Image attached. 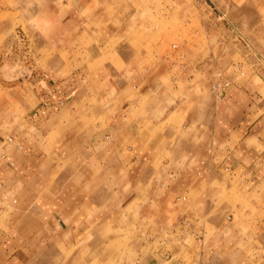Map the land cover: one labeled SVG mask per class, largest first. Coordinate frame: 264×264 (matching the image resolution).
I'll use <instances>...</instances> for the list:
<instances>
[{
	"label": "crops",
	"instance_id": "obj_1",
	"mask_svg": "<svg viewBox=\"0 0 264 264\" xmlns=\"http://www.w3.org/2000/svg\"><path fill=\"white\" fill-rule=\"evenodd\" d=\"M165 74L150 71L133 81L148 112L168 90L159 81ZM180 78L186 94L198 91L201 80ZM258 79L232 86L203 116L198 103L187 104L182 124L150 118L146 140L139 119L132 130L116 120L110 130L82 139L71 130L77 82L37 75L29 82L35 102L23 128L0 135V264H21L33 233L44 238L47 230L55 242L73 239L68 245L75 251L74 241L92 238L99 224L115 223L122 239L119 228L130 220L136 228L143 221L175 224L167 232L164 264H264V80ZM45 100L58 103L57 111L35 117ZM81 158L90 193L72 181L79 170L72 162ZM130 206L138 214H130Z\"/></svg>",
	"mask_w": 264,
	"mask_h": 264
},
{
	"label": "rangeland",
	"instance_id": "obj_2",
	"mask_svg": "<svg viewBox=\"0 0 264 264\" xmlns=\"http://www.w3.org/2000/svg\"><path fill=\"white\" fill-rule=\"evenodd\" d=\"M150 71L166 72L160 86L170 89L155 97L152 112L146 110L148 100H139L132 88L136 76ZM187 74L201 80L195 94H186L180 77ZM37 75L77 82L71 130L78 137L110 130L116 120L132 130L139 119L144 123L139 133L146 140L143 131L149 130L150 118L182 124L189 103L190 109L198 103L197 113L203 116L211 101L220 100L215 84H228L227 93L236 84L264 80V0H0L1 136L23 128L26 109L35 102L29 82ZM154 130L158 134L162 127ZM82 161L72 162L79 168L72 181L90 193L94 187L84 186L80 169L87 164ZM131 207L129 213L138 214ZM100 226L87 241L77 238L75 251L68 245L73 239L55 242L47 230L44 238L33 233L28 254L19 262L164 264L167 232L175 224L143 221L136 228L130 220L119 228L122 239L116 237L115 223ZM174 236L173 242L181 244L179 235Z\"/></svg>",
	"mask_w": 264,
	"mask_h": 264
},
{
	"label": "built area",
	"instance_id": "obj_3",
	"mask_svg": "<svg viewBox=\"0 0 264 264\" xmlns=\"http://www.w3.org/2000/svg\"><path fill=\"white\" fill-rule=\"evenodd\" d=\"M228 86H229L228 84L223 85L220 83H217L213 86V91L216 94L217 98L222 99L226 95ZM58 107H59L58 103L55 104V103H51L48 100H45L38 109L33 111V115L38 118L48 117L53 112H56ZM9 141H12V138H10Z\"/></svg>",
	"mask_w": 264,
	"mask_h": 264
}]
</instances>
